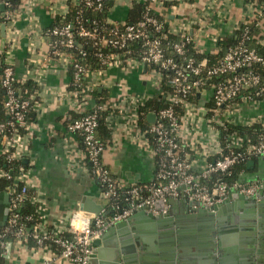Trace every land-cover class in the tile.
<instances>
[{
  "label": "crops",
  "instance_id": "0c3cea01",
  "mask_svg": "<svg viewBox=\"0 0 264 264\" xmlns=\"http://www.w3.org/2000/svg\"><path fill=\"white\" fill-rule=\"evenodd\" d=\"M68 1L20 0L18 8L6 21H2L3 12L0 9V56L3 53L6 62L13 65L17 80H33L37 85V90L30 96L32 100L35 99V121L27 124V132L23 133L20 142L27 147L22 160L27 165L29 196L37 197L39 213L45 224L64 235L71 233L70 224L75 212L89 213L80 206L84 197L93 198L103 208L108 204V200L100 193L98 181L86 165L79 135L68 130L71 120L95 105L96 91L104 92L108 96L106 102L110 105L106 122L111 131V140L103 153V163L111 168L125 186L130 185L131 180L137 181L133 184L148 183L155 176V158L150 144L151 136L144 134L140 126L137 102L155 99L164 102L167 94L157 84L151 68L135 60L128 64L123 61L122 65L108 68L91 66L87 71L86 85L94 91L86 97V102L79 104L72 93L70 63L62 57L50 60L49 43L45 35L48 28L66 15ZM136 1L139 0H114L108 21H127L129 9ZM261 7L247 0H153L151 3L153 12L165 21L169 33L178 39L186 32L191 33L194 49L206 56L218 53L221 50L219 39L233 36L244 23L254 27L252 36L264 47V13L257 15ZM3 23L6 24L5 37L2 36ZM203 61L208 62V59ZM198 99L193 102L202 114L195 117L191 114V121H185L182 127L183 136L198 138V143L191 151V159L197 170L213 161L217 155L214 143L216 133L201 118L206 114L203 109L210 107L211 95L198 93ZM155 109L147 113L149 123L152 122L149 114L154 113ZM237 112L233 122L235 125L262 124L264 99L246 104ZM238 180L258 182V193L261 190L263 193L262 198L258 199L261 202L257 206H247L240 203L238 198L229 197L225 210L218 216L220 224H209L207 217H191L186 213L181 198L167 202V212L172 210L175 215L172 229L183 241L177 244L178 247L183 246V264H209L207 260L210 256H201L203 252L199 242L208 245L212 240L219 241V236L223 243V258L219 264H245L242 253L249 243L247 228L243 224L249 218L246 216L254 215V219L257 222L261 219V225L264 226V159H251L247 168L239 173ZM130 225L131 229L126 227L127 231L122 235H131L132 243L137 242L135 236L139 241L143 238L148 248V251H137L138 247L133 243L136 257H148L141 264H164L158 252L162 247L164 231L170 224H161L159 220L141 216L133 219ZM212 233H215L214 236ZM252 242L250 247L255 255L257 243L253 247ZM23 249L24 254L12 251L17 264H42L39 253L26 247ZM110 254L101 252L95 264L108 261ZM49 264L73 263L56 258Z\"/></svg>",
  "mask_w": 264,
  "mask_h": 264
},
{
  "label": "built area",
  "instance_id": "2783aa9c",
  "mask_svg": "<svg viewBox=\"0 0 264 264\" xmlns=\"http://www.w3.org/2000/svg\"><path fill=\"white\" fill-rule=\"evenodd\" d=\"M102 1L85 0L88 5L95 2L99 8L103 5ZM139 1L148 4L144 15L136 22L111 23L107 17V23L112 25L110 28L81 25L74 31L71 23L61 20L60 24L48 28L45 35L48 38L50 60L62 57L72 65V93L79 104L86 102V97L94 89L88 85L81 86V77L87 74L88 69L66 52L77 45L79 54L86 55L83 43H78L77 37L84 38V43L91 42L102 49H110L111 53H97L99 63L105 65L104 68L122 65L123 61L128 64L135 60L152 69L153 76L161 88L165 87L163 84L166 85L164 106L153 110L156 119L143 130L144 134L152 137L150 144L155 158L154 179L148 183L125 186L113 174L111 168L103 163L106 146L96 135L99 118L95 109L71 121L68 130L83 137L85 162L90 174L100 183L102 197L109 202L123 192L127 204L112 207L107 204L99 213L75 212L71 219L70 235L50 229L42 218L34 225H28V218L25 219L21 213V203L27 199L37 203V197L29 196L26 182L28 171L22 160L27 147L20 143L23 137L20 127H28L25 119L30 110V102L12 88V82L16 78L14 67L4 59L0 80L6 88L5 106L9 118L0 120V157L11 165L9 169L0 168V177L13 178L15 185L4 191L10 195V203L6 223L0 222V251L5 254L3 264H17L12 251H20L23 247L39 253L42 264H49L56 258L73 264H88L94 250V241L102 235L107 217H110L112 222L127 220L142 207H147V211L152 214L165 213L170 198L194 202L195 208L212 209L225 203L231 193L237 192L249 197L258 193V182H230L221 176L230 175L233 166L242 160L253 157L264 159V137L248 143L250 139L233 133L226 137L225 143L222 144L219 134V125L232 124L237 111L243 106L264 99V79L251 68L254 63L264 64V56L247 43L250 25L244 23V30L238 42L231 45L213 64L197 62L193 58L186 61L176 60L169 55L168 46L164 44L166 35L160 34L166 24L152 13L153 0ZM1 5L7 8L12 3L10 0H0ZM15 10L4 12L6 20L11 18ZM190 42H193V36L186 32L181 41L172 43V49L180 55L184 54V46ZM213 77H217V81L208 87L205 79ZM198 86L205 87L198 90ZM194 91L211 95L212 106L203 109L206 114L201 118L205 119L216 133L214 143L217 155L199 170L195 169L191 159V151L198 143V138L192 135L183 136L182 129L185 121H191V114L194 117L202 114L201 109L189 99ZM146 103L145 100H138L139 114L141 107ZM98 108L110 111L109 102ZM107 115L109 116L110 112ZM20 160L23 163L17 165V173L14 175L13 163ZM19 183H22L21 188H18ZM159 200L163 203V210L156 208ZM29 237L36 240V246L29 245ZM9 243L10 256L7 257Z\"/></svg>",
  "mask_w": 264,
  "mask_h": 264
},
{
  "label": "trees",
  "instance_id": "16d2710c",
  "mask_svg": "<svg viewBox=\"0 0 264 264\" xmlns=\"http://www.w3.org/2000/svg\"><path fill=\"white\" fill-rule=\"evenodd\" d=\"M10 1H11L12 5L10 7L7 6V8H5V11H13L16 8H18V6L20 4V0H10ZM247 2L253 3L254 5L258 4V6L259 5L262 6L260 8V11L259 12L257 11L258 16L261 14V12L264 13V0H247ZM102 3H103L102 7L99 8V7H97V4L95 2L92 5H88L85 2V0H76V1L69 0L68 1V5H69L68 12L65 16H63L60 19L64 20V22L71 23L74 31H76L81 25H85L88 27L97 26V27H102V28H106V29L110 28V26H112V25H109L107 23V17H108L109 10L114 3V0H103ZM147 4L148 3L143 2V1H136L135 3H133L132 7L129 9V12H128L127 22L131 23V22H136L137 20H139L144 15L146 8H147ZM152 13L155 14L153 11H152ZM155 15L158 16L157 14H155ZM2 21H6L5 15L2 16ZM60 22L61 21L59 20L58 23H55L52 26L60 24ZM243 25L244 24H242L240 26V28L237 29V31L235 32V34L233 36L224 37V38L219 39L218 43L221 47L220 48L221 50L213 56H211V55L206 56L205 54L196 51L194 49L192 42L186 43V45L184 46L185 52H184V54L180 55L172 49V43L179 42V41H181V39H178L175 35L169 33L166 25L164 27V30H161L160 34L162 33V34L166 35V37L164 39V44H165V46H168L167 49L169 51V55L173 56L176 60L179 59L181 61H186V59H188V58H193L197 62H202L206 58V59H208L207 63L210 65V64H213L218 58L223 56L224 53L226 52V50L231 45L238 42V39L240 38V36L242 35V32L244 30ZM253 29H254V27L250 26V37H249V39H247V43L250 47L256 48L260 55L264 56V47L261 46L260 44H258L257 40L252 36V34L254 32ZM76 41L80 44L83 43V49H84V51H86V55L81 56L79 54L80 49L77 45H75L73 48L68 49L66 51L68 55H70L71 57H74L77 61L84 64L86 69H88V70L91 66L99 67V68L105 66V65H102L99 63L97 53H100L101 51H103V53H111L110 49H107V48L102 49V47L95 46L91 42L84 43L86 40L84 38H81V37H77ZM4 58H5L4 54L2 53V55L0 56V61H1L0 62V70H1V72H3V67H4L3 60H4ZM146 66H148V65H146ZM70 68H71L70 73H71V77H72V81H73L72 65H70ZM251 68L253 70H255L256 72H258L262 76V78L264 79V64L254 63L251 66ZM205 80L207 81V85L209 87L210 85H212L214 82L217 81V77L207 78ZM86 82H87V74H84L81 77V86L82 87L86 86V84H87ZM207 85H205V86H207ZM163 86H165L163 88L166 90V85L163 84ZM205 86H198V90H201ZM12 88L22 98L29 100L30 110L28 111L25 120H26L27 124L33 123L35 121V111H34L35 99L32 100L30 98V96H31V94L35 93V91L37 90V85H36L35 81L26 80V81L22 82V81L17 80V78H15V80L12 82ZM95 96H96V100H97L95 102V105L91 109H89V110L85 111L84 113L76 116L71 121L81 117L84 114H87L88 112H92L95 109H97L99 123H98V127L96 130V135L105 144V146H107L111 140V131H110V129L107 125V122H106V116L108 114V111L100 109L98 107L106 103L108 96H106V94H104V92L99 93L97 91L95 92ZM6 99H7L6 88L2 85V82L0 80V120H6L9 118V114H8L7 108L5 106ZM189 99L191 101L197 102L199 100L198 99V93L196 91H194V93H192L189 96ZM162 106H164V102H161L158 99H155L154 101H149L146 103V105L142 106L141 113H140V126L143 130H146L148 125H149V121L147 120L148 111L150 109H153V108L158 109ZM209 106H212V102L209 103ZM219 129H220L222 144L225 143L226 137H228L229 135H231L233 133H237L239 136H244L247 139H250V141L248 143L256 142L261 137H264V124H261V123H254V124L246 125V126L245 125H235L232 123V124H226V125H219ZM20 132L21 133L27 132V127H20ZM79 138H80L81 144L83 146V137L79 135ZM253 158H256V157H253ZM253 158H251V159H253ZM251 159L248 158V159H245V160L238 162L237 164H235L233 166L230 175H221V176L230 182L238 180L239 173L247 168V164ZM22 163H23L22 160L13 163L14 169H12V170H13L14 175L17 173V165L22 164ZM10 165H11V163L8 164L4 160L3 157H0V168L9 169ZM25 166H27V165H25ZM217 176H219V175H215V177H217ZM98 183H99V181H98ZM139 184H143V183H139ZM12 185H15V180L13 178L7 179V178L0 177V193L8 190L9 187ZM99 185H100V183H99ZM21 186H22V183H19L18 188H21ZM118 204L121 206H124L125 204H127L123 192L119 195V197L111 199L108 202L109 207H112V206H115ZM21 213L25 219L28 218V219H26L28 222V225H34L35 223H37L41 220V215L38 212V204L31 202L29 199H27L26 201L21 203ZM10 240L12 241L13 238L11 237ZM29 245L30 246H36L37 245L36 240L33 237H29ZM4 262H5V254L0 251V264H3Z\"/></svg>",
  "mask_w": 264,
  "mask_h": 264
},
{
  "label": "water",
  "instance_id": "95a60500",
  "mask_svg": "<svg viewBox=\"0 0 264 264\" xmlns=\"http://www.w3.org/2000/svg\"><path fill=\"white\" fill-rule=\"evenodd\" d=\"M1 11L5 12L4 5L0 6ZM2 36H6V24H2ZM3 49L5 48V41H2ZM156 115L154 113L149 114V120L155 121ZM136 181V180H135ZM134 180L130 181V185L135 182ZM137 182V181H136ZM129 186V185H128ZM262 190L257 193L255 196L249 197L244 194H240L237 192L231 193V197H236L240 200V203L249 205H255L261 201L260 198H262ZM179 199V198H170L168 202H172L173 200ZM185 211L188 215H191V217H208L210 220V224L213 225L214 223H221V221L218 219V216L220 215L222 210H225L228 200L223 203L219 204L217 206H214L212 209H207L204 207H198L195 208L194 206L196 203L187 201L183 199ZM9 203H10V195L7 192H1L0 193V222L2 224H5L8 219L9 214ZM261 204V203H260ZM81 209L89 211L91 213H99L103 206L99 203H97L93 198L91 197H84L81 201ZM156 206L163 210V203L161 200L157 201ZM147 207L139 208L135 214H133L129 219L122 220L119 222H112L110 217L106 218L105 223V230L102 233V235L97 238L94 241V250L93 253L90 256V259L88 261V264H95L96 259L98 255H100L101 252H110L111 254L108 256V261L102 262V264H141L143 261L148 260V257H144L143 255L135 256L134 252L137 251H148V248L144 245V239L141 238V240H138V237L135 236L137 239V242L133 241L134 245L131 241L133 239L131 235L123 236L122 234L127 231L126 227H129V230L131 229V221L136 218H140L141 216H146L149 218H152L154 220H159V223H167L172 225H175L173 223V216L174 213L171 211L161 213L159 215H154L152 213H149L147 211ZM250 215V214H249ZM172 216V217H171ZM249 217V218H248ZM245 227L247 228V236H248V248L244 250L245 252L242 253V260L245 264H264V226L261 225V219L258 224V222L254 219V215L246 216ZM218 220V221H217ZM125 230V231H124ZM128 230V231H129ZM116 235V236H115ZM221 236H219V241L215 242L213 241V248L208 247L207 244H201L199 242V248L202 249L201 256H210V259L207 260L209 264H219L220 261L223 258V247H222V241ZM135 239V240H136ZM162 247L159 249V256L161 260L164 262V264H183V246L178 247L177 244L183 243L182 239L177 237V233H164L162 236ZM195 241V240H194ZM254 241V242H252ZM257 241V242H256ZM140 242V243H139ZM252 242L253 247L255 246V243H257V254L254 255L253 250L250 247V243ZM143 243V244H142ZM127 244H130L129 247ZM133 244V245H132ZM131 246V247H130ZM252 247V248H253ZM10 248L11 243L8 244V254L7 257L10 256ZM133 251V253L131 252ZM203 254V255H202Z\"/></svg>",
  "mask_w": 264,
  "mask_h": 264
},
{
  "label": "flooded vegetation",
  "instance_id": "af4514ba",
  "mask_svg": "<svg viewBox=\"0 0 264 264\" xmlns=\"http://www.w3.org/2000/svg\"><path fill=\"white\" fill-rule=\"evenodd\" d=\"M198 220H199V219H198ZM206 221L209 222V224H210V220L208 219V217H207ZM166 232H168V233H171V232L175 233V232L173 231L171 225H170L169 228H167V229L164 231V233H166ZM212 234H213V233H212ZM214 234H215V233H214ZM214 234H213V236H214ZM208 247H212V249H213V251H214V248H213V240L210 241V243L208 244Z\"/></svg>",
  "mask_w": 264,
  "mask_h": 264
},
{
  "label": "rangeland",
  "instance_id": "374dc122",
  "mask_svg": "<svg viewBox=\"0 0 264 264\" xmlns=\"http://www.w3.org/2000/svg\"><path fill=\"white\" fill-rule=\"evenodd\" d=\"M22 251H24V249H21V250H20L21 254H24V252H22Z\"/></svg>",
  "mask_w": 264,
  "mask_h": 264
}]
</instances>
